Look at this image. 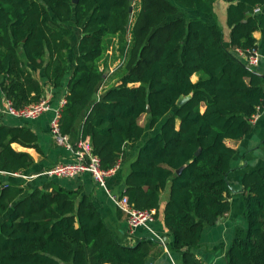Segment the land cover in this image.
<instances>
[{
  "label": "trees",
  "instance_id": "obj_1",
  "mask_svg": "<svg viewBox=\"0 0 264 264\" xmlns=\"http://www.w3.org/2000/svg\"><path fill=\"white\" fill-rule=\"evenodd\" d=\"M223 1L229 49L217 22L179 16L214 15V0H0V90L16 109L45 98L31 69L55 89L66 85L60 131L71 135L85 117L79 141L89 139L106 171L157 129L138 149L122 195L158 216L169 190L164 223L183 264H203L194 250L204 229L230 211L236 151L226 140L249 135L264 110V78L240 55L258 48L255 11L264 0ZM70 23L81 29L72 68ZM13 144L43 154L31 126L0 122V264L151 263L158 243L118 242L91 196L57 178L40 175V188L13 176L35 165ZM242 186L247 226L236 229L226 262L264 264V168L245 174Z\"/></svg>",
  "mask_w": 264,
  "mask_h": 264
},
{
  "label": "crops",
  "instance_id": "obj_2",
  "mask_svg": "<svg viewBox=\"0 0 264 264\" xmlns=\"http://www.w3.org/2000/svg\"><path fill=\"white\" fill-rule=\"evenodd\" d=\"M227 8L228 3L223 0H214V15L199 14L183 10L179 16L185 13L191 18H202L207 23L217 22L223 29L224 46L230 48V29L227 25ZM219 13V14H218ZM259 21V31L254 34L258 41V50L261 54V61L253 70L264 78V8L260 9L256 14ZM68 28L72 34L70 36L72 49L69 53L70 67L72 68L77 56L76 47L81 38V29L77 28L74 23H70ZM75 36V40L72 37ZM112 54L111 52H108ZM37 79H41L45 86V98L51 104L52 110L45 113L36 120L27 121L7 116L4 113L5 96L0 90V122L11 125H26L28 124L34 130L39 138V145L43 154H39L35 149L23 148L18 144H13L12 147L18 152H26L30 154L34 160V167L25 173L24 176H32L43 173L59 163L72 162L74 156L66 147L59 146L55 143L51 134L50 125L58 110H62L63 102H66L67 86L64 85L59 89L53 88L45 78L43 72L31 69ZM193 82L198 80L195 75L192 77ZM204 110V108L202 109ZM141 124H143V119ZM85 117H82L75 125L72 134L69 135L70 143L76 145L80 138V128ZM28 122V123H27ZM252 132L241 140H226V145L236 151V155L232 161V170L228 175L230 184V193L228 201L230 203V211L225 214L214 226H208L204 229L201 237L200 245L194 250V253L203 264H227L226 252L232 244L235 231L238 227L245 228L246 220L243 216V186L242 178L245 174L254 170L264 168V110L259 113L254 121ZM155 131H146V135L135 148L129 149L122 161L119 163V168L115 174L107 179V185L110 191L116 195H122L126 190V179L130 171V165L135 160L138 154V149L156 133ZM89 141V139H87ZM38 173V174H37ZM41 174L33 179H25L26 184H33V187L38 185L40 188L43 185ZM58 179V178H57ZM60 185L70 190H81L83 194L91 196L96 208L104 217L108 228L114 233L116 239L121 244L135 246L143 239H151L158 243L154 237L143 228L131 231L127 224L126 217L114 206L112 200L103 188H101L93 179L90 173H83L78 177L71 179L56 180ZM170 192L166 190L161 196L160 210L156 220L151 224L152 229L165 241L166 247L161 244L153 249V256L150 264H183L182 259L170 250L173 246V236L168 231L164 223V208L169 199ZM160 252V256L154 257L155 253Z\"/></svg>",
  "mask_w": 264,
  "mask_h": 264
},
{
  "label": "built area",
  "instance_id": "obj_3",
  "mask_svg": "<svg viewBox=\"0 0 264 264\" xmlns=\"http://www.w3.org/2000/svg\"><path fill=\"white\" fill-rule=\"evenodd\" d=\"M255 12L258 13L259 9ZM240 55L244 57L248 66L251 68L257 67L261 61V54L258 48L250 49L246 53L240 51ZM65 103L66 102L64 101L63 105H65ZM5 106L4 113L7 116L27 121L36 120L52 110L51 104L47 98H42L39 102L30 104L20 109H16L11 101L5 100ZM60 115L61 111H56L55 117L51 121L50 125L51 134L57 145L66 147L72 152L74 160L72 162L59 163L41 175H45L49 178L71 179L78 177L83 173H90L96 183L108 194L114 206L126 217L127 224L132 232L139 228L146 229L154 237V239L158 241V243H160L163 247H166L165 241L151 227V224L156 220L157 211L155 209H137L129 203L127 196L113 194L108 188L107 179L116 173L119 168V164L111 170H103L101 168L100 160L93 154L88 140H80L76 145L71 144L68 135H63L60 131ZM257 115L252 117V122ZM13 176L30 180L38 175L28 177L17 173Z\"/></svg>",
  "mask_w": 264,
  "mask_h": 264
},
{
  "label": "water",
  "instance_id": "obj_4",
  "mask_svg": "<svg viewBox=\"0 0 264 264\" xmlns=\"http://www.w3.org/2000/svg\"><path fill=\"white\" fill-rule=\"evenodd\" d=\"M77 1H78V0H73L74 3H77ZM130 11H131V12L133 11V7H131ZM104 78H107V76L105 75ZM187 99H188V98H186V97H181V98L179 99L178 103H177L178 106H182V105L187 101ZM148 112H150V108H148ZM197 155H198V153H197ZM182 169H183V168L179 169V170L177 171V173L180 174Z\"/></svg>",
  "mask_w": 264,
  "mask_h": 264
},
{
  "label": "rangeland",
  "instance_id": "obj_5",
  "mask_svg": "<svg viewBox=\"0 0 264 264\" xmlns=\"http://www.w3.org/2000/svg\"><path fill=\"white\" fill-rule=\"evenodd\" d=\"M137 8H138V6H137ZM219 14V13H218ZM72 40L74 41L75 40V36H73L72 37ZM117 81H118V79L117 78H115V79H112V81H110V83H117ZM108 83H109V81H108ZM143 125H145V126H147V121H146V119L144 118L143 119Z\"/></svg>",
  "mask_w": 264,
  "mask_h": 264
}]
</instances>
